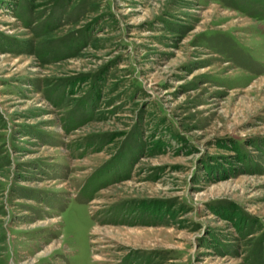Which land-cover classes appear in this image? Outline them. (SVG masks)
I'll use <instances>...</instances> for the list:
<instances>
[{
  "label": "rangeland",
  "instance_id": "1",
  "mask_svg": "<svg viewBox=\"0 0 264 264\" xmlns=\"http://www.w3.org/2000/svg\"><path fill=\"white\" fill-rule=\"evenodd\" d=\"M0 264H264V0H0Z\"/></svg>",
  "mask_w": 264,
  "mask_h": 264
}]
</instances>
